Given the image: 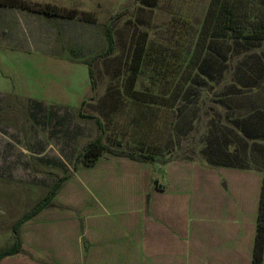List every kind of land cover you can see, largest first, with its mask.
I'll list each match as a JSON object with an SVG mask.
<instances>
[{
	"label": "rangeland",
	"instance_id": "rangeland-1",
	"mask_svg": "<svg viewBox=\"0 0 264 264\" xmlns=\"http://www.w3.org/2000/svg\"><path fill=\"white\" fill-rule=\"evenodd\" d=\"M18 1L33 7L50 5L59 9L61 15L48 16L19 7L0 6V250L14 245L13 225L61 179L63 186L48 209H59L61 205L62 209L67 206L71 210L61 211L56 218L61 222L53 223L49 234L55 239L52 245L57 244L63 252L74 248L69 242L73 237L70 224L61 217L68 218L73 208H79L73 204H82L90 195L97 196L96 190L100 194L104 183L100 175L105 173H101L100 167L97 172L89 168H95L101 159H125L141 165L153 173L152 177L163 174L161 172L169 165L196 163L173 169L175 180L182 181L176 195L195 204L196 187L204 184L202 212L207 215L211 209L217 215L218 205L213 204L220 199L218 195L227 184L231 187L226 198L230 209L234 207L236 212L247 209L243 193H233V188L244 192L238 181L240 177L232 170L228 173L229 170L213 168L199 156L196 144L207 133L203 125L193 126L194 130L181 138V147L195 141L192 148L183 151L176 141L171 144L170 133L176 138L180 131L184 134L188 120L182 119L181 123L177 117L179 104L175 109L169 107L176 90L175 79L196 49L198 35L202 28L206 31L209 25L213 26L218 18L215 14L212 21L207 20L210 8L218 11L224 2L230 1L229 7H236L239 25L247 33L264 25V0H220L216 4L213 0ZM108 26L112 27L117 51L94 64L93 85L88 62L108 49ZM198 50L201 51V46ZM202 51L201 57H204L206 52ZM253 52L261 57L257 60L250 53L252 58L248 59V64L257 68L264 63V42ZM136 58H141L137 67L139 76L132 65ZM259 92L254 102L262 104L264 81ZM166 105L168 108L161 107ZM174 123L178 133L171 131ZM100 137L117 152L134 154L139 160L104 154L93 165L87 164L79 154L88 143ZM263 145L251 148L258 159L257 166L262 169L264 150L259 147ZM226 172L227 179H224ZM127 174L111 186L107 183V195L115 190L118 193L113 197L116 200L106 208L115 211L118 203L133 204L140 197L135 195L141 193V185L132 177L127 179ZM92 177L97 181L94 189L90 187L94 193L86 185L87 181L91 184ZM218 177L221 178L219 185ZM117 194L122 197L116 198ZM150 195L146 193L145 199ZM209 201H213L211 208ZM128 207L131 210V206ZM89 212L90 209H81L77 215L83 225ZM107 212L104 209L98 216L92 236L98 237L101 229L108 236L112 235L111 226L117 224V220ZM34 221L33 225L32 222L21 228L23 251L6 257L1 264L42 261L53 264L51 257L38 254ZM209 222L202 223L206 235L210 232ZM50 228L51 224L45 222L40 230L43 233ZM187 228L191 232L193 225L190 223ZM137 250L145 252L142 246ZM110 256L114 261L120 259L114 251ZM127 260L131 263V258Z\"/></svg>",
	"mask_w": 264,
	"mask_h": 264
},
{
	"label": "crops",
	"instance_id": "crops-1",
	"mask_svg": "<svg viewBox=\"0 0 264 264\" xmlns=\"http://www.w3.org/2000/svg\"><path fill=\"white\" fill-rule=\"evenodd\" d=\"M112 160L101 159L95 168H89L97 172L100 167L101 173H105L100 175V180L104 182L100 194L99 190H96L97 196L90 195L87 201H82V204H73L74 206L78 205L79 208H73L68 218L61 217L63 220L67 219L66 223L70 224V229L69 226L68 229L73 233L69 242L74 245V248L69 252L66 250L63 252L57 247V244L52 245V241L55 239L49 232L52 230L53 223L58 225L61 222L56 221V218L61 215V211L71 210V208L66 206L65 209H62L61 205L59 209H48L47 207L26 223L29 225L33 222L31 224L33 225L36 220L35 233L38 254L44 258L51 257L53 264H252L264 171L212 166L221 170H229L228 173L232 170L240 177L238 181L242 183L240 188H243L244 192L233 188V193L239 195L243 193V198L247 200L248 206L247 209L242 208L238 212L234 211V207L230 209L226 198L231 187L226 184L225 188L219 186L222 188L218 195L220 199L215 200L216 203L213 204V206L218 205V214L214 215V211L210 209L205 215L202 212L204 200L201 197L205 191L203 190L204 184L196 187L195 204L187 202V199L179 194L176 195L178 185L182 181L175 180L173 169L180 165L196 163L169 165L161 172L163 174H156L158 176L152 177L153 173L145 170L141 165L129 163L125 159L123 161ZM227 172L224 179H227ZM126 174L127 179L132 177L135 183L141 185V193L138 192L135 195L136 197L140 195V197L136 198L133 204L123 203L121 205L118 203L115 211L113 208H106L113 200H116L113 197L118 193L115 190L112 195H107L105 193L107 183L111 186L117 179L121 181L123 175ZM107 178L110 179L107 181ZM155 180L158 184L154 182ZM218 180L217 184L219 185L221 178L218 177ZM94 184H97V181L93 177L91 184L86 182L89 189L90 187L94 189ZM90 191L94 193L93 190L90 189ZM146 193H150L152 196H146L147 199H145ZM221 193H225V195ZM97 197L99 199H96ZM121 197L119 194L116 196L118 199ZM212 197H215L213 192ZM212 202H208L210 208ZM182 203H185L184 208ZM128 206H131V210ZM81 209L83 211L90 209L87 215L89 218H86L84 225L77 217ZM104 209L108 210L107 213L113 218H116L117 224L111 226L113 232L111 236H108L103 229L98 237L97 235L92 236L91 231L93 227H96L98 216ZM112 217L109 218L112 219ZM207 220L210 221V232L206 235L202 223ZM45 222H49L51 228L48 232L42 233L40 227ZM190 223L193 225L191 232L187 228ZM56 225L55 227H57ZM107 237H110L108 240L111 242L108 247L106 245L110 242L105 239ZM139 246H142L145 252L137 250ZM113 251L120 259L112 260L110 254ZM125 257L131 258V263ZM134 260H136L135 263H133ZM35 264L48 263L42 261Z\"/></svg>",
	"mask_w": 264,
	"mask_h": 264
},
{
	"label": "trees",
	"instance_id": "trees-1",
	"mask_svg": "<svg viewBox=\"0 0 264 264\" xmlns=\"http://www.w3.org/2000/svg\"><path fill=\"white\" fill-rule=\"evenodd\" d=\"M218 2L220 0H213V4ZM229 2H224L218 11L210 8L207 20L212 21L215 14L218 18L214 20L213 26L209 25L206 31H203L202 28L198 35L199 40L195 44L196 49L191 53L181 75L175 79L176 90L172 94L173 98L170 99L171 106L169 108L172 109L179 104V108L176 110L177 117L181 119V123L182 119H187L188 128L184 134L180 131L177 138L175 134L170 133V141L171 144L176 141V144L180 146L183 136H188L194 127L203 125L207 133L202 140L197 144L195 141L186 142V145L180 146L183 151L196 144L200 149L199 156L210 166L263 172L264 169L257 166L258 159L251 148L264 144V102L262 104L254 102L255 94L256 96L261 94L259 90L262 81H264V63H260L257 68H254L248 64V59L252 58V53L253 58L257 60L261 57L253 51H258L259 44L264 42V25L245 33L244 28L239 25L236 7L230 8L231 3ZM0 6L19 7L48 16L61 15L59 9L50 5L33 7L25 1L0 0ZM206 22L204 27L207 25ZM106 36L108 49L88 62L93 85L95 83L94 64L112 56L117 51L112 27H107ZM201 39L203 40L200 41ZM199 46H201V51L198 50ZM213 48L217 51H214ZM202 50L206 52L204 57H201ZM140 61L141 58H136L132 63L138 76L140 73L137 72V67ZM215 66L216 68H214ZM257 91L258 93H256ZM159 103L156 102V104ZM161 107L168 108L167 105ZM99 124L101 125V123ZM176 127L177 124L174 123L173 130L171 129L172 133H178V130H175ZM259 148L264 150V145ZM104 154L139 160L134 154L117 152L110 145L104 143L101 137L88 143L79 154V158L84 157L87 164L93 165ZM147 158L149 157L145 156V159ZM184 159H191V157H184ZM63 181L61 179L42 201L38 202L31 211L25 213L13 225L16 241L11 248L0 250V264L6 257L23 251L21 228L52 204L63 186ZM263 253L264 180L260 195L252 264H262Z\"/></svg>",
	"mask_w": 264,
	"mask_h": 264
}]
</instances>
